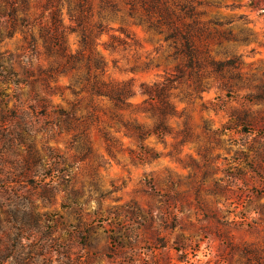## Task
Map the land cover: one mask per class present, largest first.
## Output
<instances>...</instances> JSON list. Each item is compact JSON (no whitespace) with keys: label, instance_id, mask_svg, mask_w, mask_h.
<instances>
[{"label":"rangeland","instance_id":"1","mask_svg":"<svg viewBox=\"0 0 264 264\" xmlns=\"http://www.w3.org/2000/svg\"><path fill=\"white\" fill-rule=\"evenodd\" d=\"M114 1L26 0L13 27L0 18L16 73L0 79V264H264V0H160L196 21L201 57L232 63L185 70L170 131L144 149L130 126L156 116L141 84L184 58ZM94 80L132 94L116 106Z\"/></svg>","mask_w":264,"mask_h":264},{"label":"trees","instance_id":"2","mask_svg":"<svg viewBox=\"0 0 264 264\" xmlns=\"http://www.w3.org/2000/svg\"><path fill=\"white\" fill-rule=\"evenodd\" d=\"M85 0H78L77 7L80 10L84 8ZM101 8L110 6L114 11H117V4L114 0H100ZM130 4V10L128 15L135 17L139 22H144L147 24V27L158 30V32H164L163 28L166 29L165 39L171 41V44L174 48L173 54L184 58V63L182 65H176L174 68V73L171 76L166 77L161 83H153L151 85L141 84L140 93L146 95V101L152 103V114L156 116V121L150 128H145L140 123H134L130 126V131L139 142L141 149H144L142 145L143 140L151 135L155 134L161 136L166 132H169L170 129L166 125L165 120L168 116L175 114V109L173 104L170 101V89L175 87V84L179 82L185 70H189L190 73L199 72L205 65H209L212 70L219 71L224 64H231L232 61L219 62L214 61L213 59H206L200 56L199 49L195 46L192 35L196 33L198 29H195L194 26L196 21L183 23L178 25L176 21H179L181 18L180 13L164 9L160 11H155L157 4L160 0H125ZM4 3V4H1ZM140 3L142 7V12L137 14L135 12L136 4ZM26 0H0V18L3 16H9L12 21V27L16 22V10L21 7L22 9L26 8ZM87 10V9H85ZM185 14L188 16L192 15L191 9L185 10ZM74 19L77 22V25L82 24V16L78 14L74 16ZM52 24L57 26L59 20L55 17V14L52 15ZM98 31H102L104 26L102 22L96 24ZM81 44L84 46L87 44V37L85 29L81 28ZM49 40L56 38V34L50 33L48 30H45L44 34ZM65 45L63 41L59 44L60 53H65ZM66 62H73V55L67 54ZM100 65V62L97 63ZM16 75L10 66L4 67L0 64V79L4 78L5 80H11L14 82V79H11V76ZM89 90L91 94L95 95H104L107 96L116 106L122 105L125 103V98L130 96L132 92L128 89L126 84L123 85H111L109 83H104L98 80H94L90 86Z\"/></svg>","mask_w":264,"mask_h":264}]
</instances>
